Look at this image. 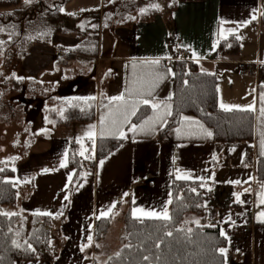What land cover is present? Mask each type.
I'll return each instance as SVG.
<instances>
[{"label": "crops", "instance_id": "1", "mask_svg": "<svg viewBox=\"0 0 264 264\" xmlns=\"http://www.w3.org/2000/svg\"><path fill=\"white\" fill-rule=\"evenodd\" d=\"M92 1L69 0L61 11L75 8L63 13L76 22L85 17H79L83 11L98 14L102 28L96 44L72 31L56 34L48 44H33L17 60L13 73L23 86L35 80V91L26 96L34 95L39 108L54 102L58 116L71 106L76 113L52 133L43 134L39 128L30 141L32 148L15 160L13 175L6 178L17 186V200L8 210L1 209L3 213H17L27 224L31 215L51 217L54 260L15 264H104L122 246L127 212L135 219L158 218L144 215L147 212H167L173 178L207 182L210 187L204 206L208 219L218 222L225 238L221 248L225 251H219L224 264H264V225L259 224L264 220V189L256 178L255 141L249 148L245 141H178L172 133L162 139L133 137L136 124L127 108L144 100L158 107L172 97L173 72L165 63L177 47H183L188 60L217 76L219 108L225 110L223 103L257 112L264 105V0L180 1L171 9L172 0L165 11L153 5L157 11L147 20L123 19L122 10L115 12L117 18L109 9L105 13L102 9V14L89 10ZM230 36L238 41V52L217 53L219 41ZM63 48L71 50V59L57 65ZM241 62L254 63V73L240 75ZM26 96L20 97L30 108L34 99ZM119 96L122 101L111 99ZM91 98L94 120H77V113L90 111ZM124 114L132 120L117 134L124 141L98 159L72 187L75 170L69 166L70 143H77L84 159L85 141L95 144L99 135L111 134L108 129L122 127V121H127ZM105 217L111 218L110 226L103 242L96 245L95 220Z\"/></svg>", "mask_w": 264, "mask_h": 264}, {"label": "trees", "instance_id": "2", "mask_svg": "<svg viewBox=\"0 0 264 264\" xmlns=\"http://www.w3.org/2000/svg\"><path fill=\"white\" fill-rule=\"evenodd\" d=\"M68 1L0 0L2 8L16 7L6 19L0 18V55L5 51L6 63L11 57L21 60L33 44H48L56 34L62 32H76L96 44L100 23L98 14L87 15L81 22H76V18L61 11L62 6ZM129 1L111 2L116 4V8L124 9L123 19L134 16V19L147 20L157 11L155 8L135 10L136 7ZM180 1L198 0H173L171 9ZM13 14L20 15L16 18ZM113 14V18L118 17L116 13ZM261 21L264 25V5ZM62 50L63 55L57 61V65H65L71 59V50L69 48ZM237 52L238 41L234 36L220 40L217 45V53ZM172 79L173 95L161 102L158 107L154 108L142 102L127 106L130 113L136 109L135 115L130 118L134 119L136 124L133 137L157 136L158 139H162L166 134L172 133L173 139L178 141L222 144L245 141L249 148L255 141L256 178L260 188L264 189V115L261 113L264 105L262 108L259 106L257 112L250 109L219 108L217 76L211 72L201 71L198 64L191 60H176ZM16 80L19 79H13ZM34 82L35 80H30L28 86H33ZM20 83L22 87V81ZM26 94H23L24 97ZM88 100L90 111L86 115L77 113V120H94L95 101L94 98ZM39 103L34 99L30 104L40 105ZM114 107L113 105L112 108ZM74 108L67 107L62 118L48 106L44 107L48 117L44 118L47 120L46 126L41 132L52 133L60 123L73 120L72 116L76 114ZM52 117L55 118L51 120ZM107 120L110 118L107 117ZM131 121H122V127L108 129L111 134L99 135L95 144L91 140L85 141L87 157L84 159L79 155L77 143L75 141L70 143L69 166L75 170L71 181L72 187L83 180L86 171L93 167L98 159L106 156L124 141L117 134ZM208 132L211 136L207 135ZM14 164L15 162H5L0 169V264L31 260L52 262L54 259L51 217L31 215L27 224L17 213L8 215L1 211L2 206H12L17 200V186L6 180L8 176L13 175ZM210 196L211 189L207 182L173 178L171 195L167 202L168 219H135L127 212L123 221L122 246L116 254L108 257L104 264H224L219 251L226 244L225 238L219 231L218 222L208 219L204 206V200ZM110 221V217L95 220L96 245L103 242ZM259 224L264 225V220Z\"/></svg>", "mask_w": 264, "mask_h": 264}, {"label": "rangeland", "instance_id": "3", "mask_svg": "<svg viewBox=\"0 0 264 264\" xmlns=\"http://www.w3.org/2000/svg\"><path fill=\"white\" fill-rule=\"evenodd\" d=\"M171 1L172 0H130L129 2L133 3V6L136 7L135 10L152 8L154 5L155 7L158 6L160 11H165L168 3ZM92 2L94 3H89V5H87V9H95L101 14L102 9L104 13L108 11V9L112 10V13L121 10L125 12L122 8L116 10L117 6L115 3L107 5L108 0H94ZM77 3H79V1ZM14 9H16L15 6L7 8L0 7V18L6 19ZM71 10H75V8H65L63 12L65 13ZM83 12L84 13L80 14V18H82L81 15L87 16L91 13L88 11ZM13 15V17L17 18L20 14ZM101 28L102 21L98 24V29L101 30ZM29 30L30 32L32 31L30 28ZM74 34L75 36L78 35L76 33ZM5 55V51H3L2 55H0V169L3 163L15 162V160H19V158H21L26 152L27 148H32V145L30 144L31 139L36 135V132L39 131V128L46 126L45 123L47 120L45 121L44 118L45 116H48L44 107L47 108L48 106L49 109L54 110L57 114V111L54 109L56 106L54 102H51L52 104H47V106L44 105L42 109L41 107L39 108L38 105L34 104H31L30 108L24 106L22 97L20 96H23L24 93L31 94V92L35 91V87L26 85L30 91L29 93L26 86L21 87V80L13 81V73L18 66V62L14 57H11L10 61L6 63ZM54 118L52 117L51 120ZM1 209L6 211L9 207L2 206ZM102 260L103 258H100L99 263L102 262Z\"/></svg>", "mask_w": 264, "mask_h": 264}, {"label": "built area", "instance_id": "4", "mask_svg": "<svg viewBox=\"0 0 264 264\" xmlns=\"http://www.w3.org/2000/svg\"><path fill=\"white\" fill-rule=\"evenodd\" d=\"M188 60L189 59V53L187 49L183 47H177L176 53L173 55L167 63H165L166 67L173 72L174 69V63L176 60ZM255 71V64L251 62H241L238 66V73L240 75H251Z\"/></svg>", "mask_w": 264, "mask_h": 264}, {"label": "snow or ice", "instance_id": "5", "mask_svg": "<svg viewBox=\"0 0 264 264\" xmlns=\"http://www.w3.org/2000/svg\"><path fill=\"white\" fill-rule=\"evenodd\" d=\"M26 2H27V0H26ZM111 99L112 100H117V101H122L123 100V96L113 97ZM143 103L147 104L148 101L144 100ZM153 107H157V106L154 105ZM221 107L224 108L225 110H232V108H234V107L238 108L239 106L225 105V104L222 103ZM249 107H251V106H249ZM261 113H262V115H264V109L261 110ZM168 114L170 115L171 113L169 112ZM131 115H135V109L132 110ZM124 118H125V120H127V114H124ZM112 122H113V124H116V120L115 119H113ZM91 127L94 128L95 126H91ZM134 127L135 126H133V128ZM121 135H123V133H121ZM207 135L211 136V133L208 132ZM81 155H83V153H81ZM102 163H103V161H101V164ZM62 166H64V165H62ZM69 179H71V177H69ZM135 211H137V210H134V213H135ZM144 215H146V216H157L158 218L162 215L163 219H165V220L168 219V215H167L166 211H163L162 214H157L155 212H147V213H144ZM262 215H264V214H262ZM169 235H171V233H169ZM17 246L19 247V245H17ZM220 251L224 252L225 250L224 249H220ZM145 259H147V257H145Z\"/></svg>", "mask_w": 264, "mask_h": 264}]
</instances>
